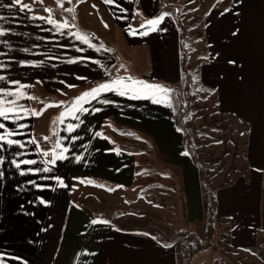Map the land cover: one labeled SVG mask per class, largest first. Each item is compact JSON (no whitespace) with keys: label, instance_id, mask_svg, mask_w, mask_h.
Returning a JSON list of instances; mask_svg holds the SVG:
<instances>
[{"label":"crops","instance_id":"1","mask_svg":"<svg viewBox=\"0 0 264 264\" xmlns=\"http://www.w3.org/2000/svg\"><path fill=\"white\" fill-rule=\"evenodd\" d=\"M219 1L203 14L209 57L199 67V78L216 90L221 113L246 126L245 171L231 186L217 190V221H230L228 252L263 256L259 243L264 245V239L258 236L264 176V0ZM59 3L0 0V91L14 93L0 99L16 102L6 107L24 109L19 118L0 119L5 125L0 134L13 132L7 139L16 141H0V264H176V248L144 233L119 230L75 194L81 181L133 187L143 174L139 153L120 149L131 146L120 139L143 136L164 164L178 169L187 219L192 224L203 220L200 176L174 122L172 91L170 105L106 91L85 101V111L66 110L94 87L122 78L166 88L178 85L180 31L171 15H163L162 0ZM36 8L74 9L69 12L74 22L53 19L56 24H50ZM162 15L155 30L147 25ZM64 22L70 26H56ZM74 33L88 34L95 47ZM119 37L130 52H140L146 67L141 75L123 72ZM104 100L110 103L100 102ZM49 104L61 106L56 115L46 120L35 114ZM61 151L65 158L51 163L53 152ZM28 160L35 163H23ZM96 220L107 223H92ZM220 238L218 233L215 240ZM221 258L228 259L220 253L208 264Z\"/></svg>","mask_w":264,"mask_h":264},{"label":"rangeland","instance_id":"2","mask_svg":"<svg viewBox=\"0 0 264 264\" xmlns=\"http://www.w3.org/2000/svg\"><path fill=\"white\" fill-rule=\"evenodd\" d=\"M169 2L179 13L186 27H191L193 22L204 14L206 8L220 4L219 0H170ZM189 33L195 35L197 32L191 29ZM192 42V45L189 42L187 45L190 51L189 65L192 70H196L202 41L195 42L193 37ZM116 46L122 59L123 72L132 76L141 75L146 67L142 63L140 52H130L121 37ZM131 53L134 54V58ZM213 98V94L207 96L201 93L197 96L189 124L193 127L204 126L203 134L197 138L203 159L209 160L224 155L220 164L210 172L211 185L220 191L231 186L245 171V165L241 161L244 158L242 144L246 125L240 123L241 121L234 116L221 113L218 106L214 108ZM59 108H61L59 104H49L40 107L37 112L47 120L50 116L56 115ZM111 139L114 143H120L114 135H111ZM120 140L134 146L139 153V167L143 173L140 179L138 178L139 180L131 188L81 181L75 190L77 200L89 204L99 214L116 218L119 225L127 223L151 225L166 238L163 240L158 235L162 242L172 244L176 249L180 247L185 235L192 231L204 238L203 220L192 224L186 217L178 169L164 164L145 137L125 134ZM228 227H231L229 219L225 218L217 222L216 237L219 233L221 235L219 240L224 237L226 242L220 244V241L215 240L217 250L204 249L196 254L195 261L208 264L221 253L222 257H227L231 264H264V256L254 251L244 252L237 249L227 251ZM258 238L264 239L263 228ZM259 245L264 249L262 243Z\"/></svg>","mask_w":264,"mask_h":264},{"label":"trees","instance_id":"3","mask_svg":"<svg viewBox=\"0 0 264 264\" xmlns=\"http://www.w3.org/2000/svg\"><path fill=\"white\" fill-rule=\"evenodd\" d=\"M170 0H162V12L168 13L172 16L176 26L180 31L181 43H180V51H181V82L178 85H169L166 86L172 90L173 95V106H174V122L179 132L182 134L183 145L185 147L186 152L190 156L192 162L196 166L199 176H200V184L202 190V204H203V228H204V238H202L197 232L192 231L191 233H187L185 235V239L181 241L180 247L176 249V264H204L198 263L195 261L196 254L201 252L204 249H214L217 250L216 247V227H217V208H218V200H217V188L211 185L210 172L216 168L220 161L224 158V155L216 157L214 159H203L200 155L199 151V143L197 142V138L203 134L204 126H191L189 124L192 111L195 106V102L197 100V96L201 93L213 94V106L214 108L218 106V98L216 95V91L211 88L205 87L199 78V67L205 60L209 57L208 51V43L205 36V28H204V18L202 15L196 21L193 22L191 27H186L184 25L182 19L180 18L179 13L171 7L169 2ZM51 12L45 11V8H36L35 12L38 15H42L44 17L51 16L52 19L60 20V21H73V17L69 14V12L58 10V9H50ZM191 29L196 30L195 35H191L189 31ZM195 37V42L202 41L201 47H199V55L197 61L196 70H192L189 65L190 59V51L187 48L188 42L189 44H193L192 40ZM201 92V93H200ZM223 117H228L223 115ZM154 148V147H153ZM120 149L136 152V148L134 146L129 145H120ZM154 153L158 154L156 149L154 148ZM229 182V181H228ZM114 226L121 231L124 232H137L144 233L151 237H154L160 242L166 240L162 233H159L155 227L151 225H143L138 223H127L125 225H118L116 223V218H111ZM262 228L264 230V176H263V184H262ZM159 235V236H158ZM230 235L228 234L227 243H229ZM225 241L226 239L223 237L222 240H218V242ZM165 246H172V244H165ZM264 256V252H262ZM212 264H231L228 259H216Z\"/></svg>","mask_w":264,"mask_h":264},{"label":"snow or ice","instance_id":"4","mask_svg":"<svg viewBox=\"0 0 264 264\" xmlns=\"http://www.w3.org/2000/svg\"><path fill=\"white\" fill-rule=\"evenodd\" d=\"M69 2H72V0H69ZM105 3L114 4L115 0H104ZM16 3H20V0H16ZM59 3V0H58ZM59 7L63 8V3H59ZM45 11L51 12L50 9H45ZM65 11L72 12L74 9H65ZM167 15V13L163 14ZM163 15L157 19L149 20L147 22V25H150L153 30H155L156 25H158L161 20L163 19ZM48 23L50 24H56V22L51 18V16L48 17ZM60 28H68L70 25L67 22H64L63 24L56 25ZM107 27V25H105ZM0 34H3L2 31H0ZM76 38L83 43L87 44L89 47H95L91 44V37L86 33H74ZM74 62V61H73ZM2 79V77H0ZM80 79H86L83 77H80ZM16 83V82H13ZM69 87H73L72 85H69ZM106 91H116L119 95H130V98H136V97H144V98H151L153 103H165L166 105H170L171 98H170V92L171 89H168L166 87H163L161 85H154V84H148L141 80H134L131 77H128L126 79H118L111 82H106L98 85L97 87H94L91 91L84 93L81 97L77 98L71 106L66 110L68 114H74L75 112L79 111H85L83 109L82 105L85 101L91 99H97L98 96ZM0 95L3 96H9L14 95V93L11 92H2L0 91ZM101 103H110V101L104 100L100 101ZM15 101H6L4 99H0V119H8L10 115H14L17 118L20 116V112L24 111V109H17L16 107H6V104H13L15 105ZM95 111H99V109H96ZM36 115H40L41 113H35ZM65 113L61 114L60 122L63 123ZM74 119H78L75 115H73ZM73 125H68L69 130H74ZM5 125L0 123V129H4ZM14 135L13 132L5 131L3 134H0V141H6L9 145L16 143V141H13L11 139H7L8 136ZM59 147V145H57ZM23 147V145H21ZM119 152V150H117ZM44 155H47L48 153H43ZM187 155V153H185ZM63 151H61L59 154L53 152V159L51 160V163L55 164L57 159H64ZM0 163H3L2 159H0ZM15 163V161H13ZM25 164H34L35 161L28 160L23 161ZM16 167H20V164H16ZM43 171H49V169L45 168ZM23 174V173H21ZM2 175V173H0ZM61 185L62 181H61ZM41 203H44L43 200H41ZM92 223H107V221H93Z\"/></svg>","mask_w":264,"mask_h":264}]
</instances>
